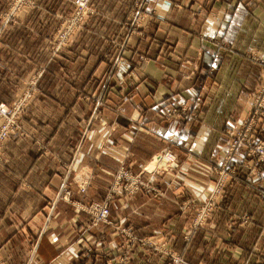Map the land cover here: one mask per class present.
I'll use <instances>...</instances> for the list:
<instances>
[{"label":"crops","instance_id":"obj_1","mask_svg":"<svg viewBox=\"0 0 264 264\" xmlns=\"http://www.w3.org/2000/svg\"><path fill=\"white\" fill-rule=\"evenodd\" d=\"M155 1L148 3L153 6ZM185 1L177 10L160 9L164 17L152 19L143 36L131 39L128 57H133L136 48L159 55L165 65L160 71L151 61L147 63L148 67L138 74L140 77H133L134 86L137 84L134 97L121 106L117 102V112L110 105L100 110L99 119L91 121L95 99L88 97L99 90L97 78L105 66L100 54L106 45L104 38L116 33L117 18L122 17L130 0H99L98 10L110 18L92 16L79 44L51 61L46 75L58 78L56 84H39V92L20 117L24 135L4 142L5 162L0 164V255L4 262L0 264H24L26 247L35 240L33 264L55 260L52 264H112L119 243L114 230L100 224L81 232L88 222L87 213L66 201L51 205L50 200L63 176L70 177L84 166L92 170L90 184L84 193L72 186L71 198L82 204L101 201L122 152H126L124 148L127 163L136 168L168 144L186 160V168L182 167L171 186L155 183L164 195L143 191L128 198L116 195L109 202L112 221L131 226L139 236L172 238L174 245L184 249L185 256L194 263L264 264V204L254 194L256 186H262L261 178L228 185V198L222 200L225 207L213 213L212 225L197 229L189 243L181 239V229L189 214L178 213L176 207L184 189L194 193L201 189L208 167L201 168L199 163L204 164L205 160L207 165L221 157L229 139L226 130L236 129L249 108L247 95L258 86L259 71L242 51H261L264 47V1L247 4V0H223L222 4L233 15L227 18L228 23L220 19L204 22L199 14L191 15L196 7L201 11L213 10L214 1ZM42 3L16 24L0 21V101L7 102L14 92L10 87L12 75L23 76L33 62L48 52L56 1ZM204 27L212 34L218 30L216 35L228 39L234 49L220 54L205 47L210 45L197 37ZM157 38L162 41L159 45L154 44ZM163 71L168 78L160 75ZM5 75L9 81L4 79ZM198 97L205 100L196 119L183 122L155 118V101L174 100L181 104ZM132 115H139L137 121L130 119ZM112 122L113 130L109 127ZM103 123L107 126L102 127ZM260 128L264 130V120ZM242 212L247 213L250 223L244 225L237 220V213ZM109 241V248L113 249L110 251L106 248ZM128 256L125 264L161 263L140 243H133Z\"/></svg>","mask_w":264,"mask_h":264},{"label":"rangeland","instance_id":"obj_2","mask_svg":"<svg viewBox=\"0 0 264 264\" xmlns=\"http://www.w3.org/2000/svg\"><path fill=\"white\" fill-rule=\"evenodd\" d=\"M43 1L0 0V21L1 23L16 24L21 21V18L26 13L32 11L34 8L43 6ZM55 1V6H53L55 13L49 33L47 54L42 57V61L33 62L32 67L29 66V69H27L23 76L12 75L10 87H12L14 92L7 102L0 101V104L6 105L11 110L18 108L21 111L19 117L16 119V127L11 125L16 118L13 113L8 112L5 116H0V164H4L5 162L3 156L4 142L8 139L23 136L25 133L20 124V117L24 114L33 96L39 92V84L43 83V81L44 84H47L48 81L50 84H53L56 82L55 79H58L47 78L46 71L52 65L51 61L59 59L63 53L68 52L70 47L79 44L80 39L84 37L86 23L92 16L110 18L109 15L101 13V10H98L96 4L101 5L99 0H97V3L94 0H65L64 3H60L62 0ZM148 1L130 0V4L126 6L122 17L117 18L118 27L116 33L104 38L106 45L102 48L103 51L100 54L105 66L97 78L99 90L96 95L88 97L91 100L95 99L90 115L91 121L99 119L100 110L112 105L115 112H117L119 111L117 102L121 106L126 99L134 97L136 93L134 87L137 84L135 83L134 86L135 80L133 77L137 74L138 79L140 77L138 74L142 73L147 63L151 61L157 65L159 70L161 66L165 65L164 59H161L159 55L146 54V52H141V50H137L136 48L133 51V57H128L131 54L128 51L129 43L132 38L143 36L144 29L152 19L164 17L163 14H160V9L162 10L164 7L168 11L172 9L177 10L182 5H185L186 1L168 0L167 3H163L161 2L163 0H156L153 6L149 5ZM212 1L216 3V8L201 11L200 7H196L195 10L193 8L191 11V15L199 14L204 18V22L205 20L207 22H217L220 19L224 22L226 20L228 23L227 18L233 15L226 10V7L222 4L223 0ZM225 1L231 3L234 0ZM251 1L258 0H247V4H251ZM171 17H174V14ZM217 32L212 34L210 29L204 27L197 37L210 45L205 47L220 54H229L234 49V46L228 39L216 35ZM160 42H162L161 39H154V44L159 45ZM199 47L202 48V46ZM242 52L246 59L258 67V86L253 91H249L250 93L247 95L250 101L247 104L249 108L244 117L239 120L237 128L226 130L229 139L226 142L225 152H223L218 160L208 162L207 165V161L205 160L204 164L199 163V167L201 168L208 167L207 178L205 177V180L202 182L201 189L198 193H194L193 190L184 189L183 198L176 203L178 213L189 214L181 229V239L184 243L190 242L193 233L197 229L208 228L209 225H212L210 219L213 213L225 207L222 200L228 198V185H238L242 181L251 183L256 178H261L262 184L261 182L260 184L262 186H256L254 194L264 204V130L260 128V123L264 120V47H261V51L245 48ZM246 63L249 65V62ZM1 65L2 67L4 66L2 63ZM187 65L190 64L187 63ZM160 75L164 79L168 78L167 72H160ZM4 79L10 80L6 75ZM81 97L84 98L87 95H81ZM204 100L205 98L198 97L192 101L188 99V101L181 104L174 100L166 102L155 101L153 104L158 103L155 118L164 121L180 120L183 122L196 119L199 115V108L204 104ZM159 103L161 104L159 105ZM138 116L132 115L130 119L135 122ZM102 125V127L107 126L106 123ZM113 126H115L113 122L109 123V127L112 130L115 128ZM9 127L13 129V133L2 141L1 138H3L4 131L5 129L8 130ZM100 144L105 145L104 141H101ZM124 150L126 152H122V157H120L118 167L103 200L91 201L87 204L72 200V186L80 193H84L92 177L90 167L80 166L72 172L70 177L67 174L63 176L59 189L56 190L54 197L50 200L51 205H54L59 200L66 201L69 204L71 203L76 209L87 213L88 222L83 227L84 229L80 230L81 232L98 227L100 224L110 226L114 230V233L119 236V243L115 248L116 253L114 259L111 260L112 264H125L127 259H129L128 253L133 243H140V245L145 246L152 255L159 257L161 260L160 264H205L194 263L188 259L184 254V249L176 247L173 239L168 236H164L160 240L148 236H139L133 232L131 226L122 225L120 221H112L109 204V215L105 222L100 219L99 212H95V210L89 211L90 205H102L105 201H108V197L110 198V202L116 195L128 198L139 191L150 192L154 196L164 195V191L159 189L155 183L166 182L168 186H171L170 184L176 180L182 167L186 168L187 166L186 160L180 158V154L177 153L176 149L172 148L171 144L163 146L154 154L153 158L145 160L136 168L129 166L127 163V149L124 148ZM244 168L246 171L242 172ZM200 178L203 179L204 177L200 176ZM236 216L237 220L239 219L244 225L250 223V218L246 212L237 213ZM230 222L232 223L231 220ZM100 242L102 243V241ZM111 243V241L106 243L107 249L111 247ZM36 244L35 240L32 244L28 245L29 247H26L27 251L23 255L24 264L34 263ZM89 244L87 245L91 249ZM110 249L113 250L112 248L108 250L110 251ZM5 256L8 258L9 255L6 254ZM56 261L46 264H52ZM0 262H4L3 255H0Z\"/></svg>","mask_w":264,"mask_h":264},{"label":"built area","instance_id":"obj_3","mask_svg":"<svg viewBox=\"0 0 264 264\" xmlns=\"http://www.w3.org/2000/svg\"><path fill=\"white\" fill-rule=\"evenodd\" d=\"M8 112L13 113V115H15V120L14 122L11 123V125H14L16 127V119L19 117L21 111L18 110V108H16L15 110H11L9 107H7L4 104H0V116H5ZM11 133H13V129H11V127L7 129H5L4 131V135L2 136L3 138H1V140L3 141L5 138H8V136L11 135ZM109 197H108V201H105L102 205H90V210H95V212H99V216L100 219H102L103 222H105L106 219H108V204H109ZM98 206V207H97ZM88 211V212H89ZM185 264V263H183Z\"/></svg>","mask_w":264,"mask_h":264}]
</instances>
